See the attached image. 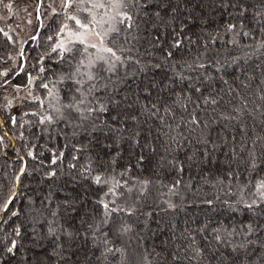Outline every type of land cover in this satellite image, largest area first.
Masks as SVG:
<instances>
[{
  "label": "snow or ice",
  "instance_id": "snow-or-ice-1",
  "mask_svg": "<svg viewBox=\"0 0 264 264\" xmlns=\"http://www.w3.org/2000/svg\"><path fill=\"white\" fill-rule=\"evenodd\" d=\"M0 4H4V0H0ZM4 7L11 9L12 5L8 3ZM42 8L45 12L50 10L51 17H64L55 38L49 35L47 39L53 42L51 52L57 54L58 62L69 64L71 70L58 77L57 82L66 85L63 97L59 90L44 82V77L25 73L23 45L17 54L21 61L19 71H0V89L4 91L0 96V112L7 115L6 120H0V129H5L0 134V152L7 157L5 149L11 146L20 161L9 186L10 194L0 201V213L5 214L0 217V264H12V261L45 264L46 260L53 259L52 255L41 259L38 255L27 254L33 248L44 249L45 242L54 244L52 251L56 264H93V256L87 252L82 260L79 258L78 245H87L89 241L100 253L94 256L99 264H111V261L146 264L148 256L138 248L117 246L113 239L132 231L131 226L123 222L121 214L132 216L137 211L135 205L126 207L118 200L125 192L131 194L134 191L138 193V200L153 184L152 180H138L140 187L136 188L135 184L128 186L127 179H117V176H127L133 167L129 163L122 172H116L125 145L135 155L137 167L143 164L147 152L158 157L159 168L171 169L176 174L171 185L156 182L179 197L180 203L166 200V208L161 209L173 216L184 211L186 206L179 192L182 185L192 192L193 199H199L194 184L183 183L185 174L191 181L195 169L196 174L212 187L231 188L233 181H240V169L243 168L245 182L241 191L250 190L251 199L241 197L238 203L251 215L235 225L220 222L212 226L205 222L193 228L186 224L178 235L175 224L170 223L175 240L171 249H165L164 264H264V176L260 175L264 172V68L256 65L260 73L258 79L247 74L240 57L222 63L211 53L210 47L217 44L222 29L229 39L220 41L221 44L253 48L254 51L264 49V0H36L37 20L41 18ZM213 15L219 19L213 21ZM212 24H216L215 34L208 30ZM0 35L9 44L17 43L4 28H0ZM240 36L253 39L255 45L241 46L237 39ZM30 39L38 40V35ZM197 45L203 51L193 52ZM177 51L191 54V62L176 61L174 53ZM50 56L45 53L37 60L40 73L46 71L44 60ZM244 57L251 58L248 52ZM130 65L137 66V73L142 75L125 71L123 76H118L119 69ZM233 65L246 79L237 83V77L229 83L224 78L227 68ZM209 69L220 74L219 81L224 87H213L217 77ZM158 71L163 72L159 80L155 78ZM20 73L27 76V82L12 84L11 78ZM113 77L118 78L114 80ZM129 79L135 88L128 83ZM37 80L39 84H36ZM9 87L15 93L24 92V95L10 98L7 95ZM34 87L44 89L46 95L42 98L35 94ZM122 87L128 94H121ZM116 95L121 98L116 99ZM53 100L55 104L51 103ZM33 107L36 110L25 111ZM14 108L19 109L18 115L12 114ZM49 109L56 115L53 116ZM23 117H37L36 126L43 133L48 132V127L39 126H51L61 121L90 134L99 132L103 140L99 136L93 140L110 159L104 162L103 156L98 154L88 156L79 166L69 163L70 179L62 181L63 171L58 175L57 168L52 166L63 161V152H53L45 164L40 159L43 153H36L35 144L22 145L23 155L14 144H5L9 126L22 129L15 139H25L23 129L31 121ZM74 151L84 153L87 146L74 147ZM26 157L36 161V171L51 183L39 201L41 208L35 209L30 219V224H40V228L22 231V226L13 219L22 214L16 204L31 206L36 203L32 196L20 191L21 178L33 174L28 170ZM80 159L79 155L72 156L73 161ZM46 167L48 170L44 171ZM210 175L216 176L214 183L208 181ZM80 180H90L92 185L106 191L96 199L91 198L87 190L68 193V184ZM61 194H66L65 199L58 201L56 208L66 213H79L82 231L60 227L57 211H50L51 221L39 219L43 210H49ZM19 197H23V201ZM89 202L100 208L98 214L94 208L87 207ZM201 202L209 207L214 203L212 199ZM187 203L191 204V201ZM223 203L232 207L227 200ZM44 225H47L46 231ZM6 227L11 231H6ZM25 238L30 245L28 248L23 244Z\"/></svg>",
  "mask_w": 264,
  "mask_h": 264
},
{
  "label": "trees",
  "instance_id": "trees-1",
  "mask_svg": "<svg viewBox=\"0 0 264 264\" xmlns=\"http://www.w3.org/2000/svg\"><path fill=\"white\" fill-rule=\"evenodd\" d=\"M23 1V0H22ZM31 1V0H30ZM36 3V0H34ZM62 16L51 17L47 21V23L40 29L38 40L34 42H28L29 45L25 48V73H31L34 77L42 76L44 77V82L49 83L50 87H54L55 90H59V95L61 97L64 96V89L66 87L65 84L58 83V77L61 74L68 73L71 70V66L66 63L58 62L59 57L56 53L51 52L52 41H49L47 37L52 35L55 38V33L58 31L59 26L61 24ZM219 18L216 15L212 16L213 21H217ZM12 21L10 18L7 22ZM222 22V21H221ZM37 23V22H35ZM4 25V26H5ZM3 26V28H4ZM216 24H212L209 27V32L215 34ZM38 29H33L31 36L35 35ZM195 31L199 32V29H195ZM30 36V37H31ZM219 39L216 45H212L211 53L217 55V57L221 60L222 63L230 62L233 57H240L241 64L247 70V74L255 75L258 79L260 78V73L256 70V65L260 64L261 68H264V49L254 51L253 48H244V47H235L231 44H221L220 41H226L229 39V36L224 34V31L221 29L218 33ZM208 39V37H205ZM239 44L241 46L244 45H255V41L251 38H245L243 36L237 37ZM13 50L12 45L6 42L5 38L0 35V69L5 66L6 70H12V72H16L19 70L20 59L18 57L17 65H11L9 60L7 59V54L5 52H9ZM197 50L203 51L199 45L193 47V52ZM248 52L250 55V59L244 57V53ZM14 53V52H13ZM12 53V54H13ZM45 53H50V58H46L44 60V67L46 71L44 73L39 72L40 65L37 64V60L43 56ZM175 59L178 62L183 63L184 60H188L191 62L192 56L191 54L185 51H177L174 53ZM245 60L247 62L245 63ZM6 61V62H5ZM35 65V67H33ZM128 71L131 73H137V66L130 65L128 68H121L118 70V76H123V73ZM209 72L217 77L216 82L213 84L215 88H222L224 85L219 81V73H216L214 69H209ZM137 75H142L137 73ZM163 76V72H156L155 78L157 80L161 79ZM239 77V79H237ZM11 78V77H10ZM118 77H113V79H117ZM225 79L231 83L234 79H237V83L240 80L246 79L245 75H242L238 70L237 66L233 65L230 68H227V73L224 76ZM12 79V84H25L27 82V76L24 73H20V75L15 76ZM40 81L37 80L36 84H39ZM129 84H132V87L135 88L132 80L129 79ZM120 87L119 85H117ZM253 90H255V82H253ZM35 94L40 95L42 98L46 95L45 90L42 88H33ZM7 95L9 97L18 95V93L13 92L12 88L9 87L7 90ZM22 93V92H20ZM4 94V91L0 89V96ZM121 94H128L126 88H121ZM121 95H116V99H120ZM103 99V97H102ZM227 99V97L225 98ZM49 101H46L48 103ZM52 103V101H51ZM35 107L29 109L26 108L25 111H34ZM49 112L55 116L56 114L49 109ZM12 114H19V109L14 108L12 110ZM7 115L3 112H0V120H6ZM24 120H30L31 124L26 125L25 129H23L25 134L24 140L15 139L16 135L22 129L12 128L9 126V137L5 138V144L15 145V149L20 150V154H24V148L22 145L24 144H35L37 147L35 149L36 153H43L40 159L45 161L47 164L51 157L52 153H60L63 152V161H58V166L53 165L52 167L57 168L58 175H60L61 170L64 175L62 176V181L69 180V163H75L79 166V164L84 163L85 159L88 156L95 157L98 154L103 156V161L106 162L110 159L109 156L105 155L100 151V146L95 143L93 137L99 136L101 140H103V135L99 132L89 133L79 128H73L66 125L64 122H57L51 126H39V128L48 127V132L43 133L38 130L36 126L37 117H23ZM30 129V131L28 130ZM0 134H3V130L0 129ZM11 141H10V139ZM87 146V151L84 153H77L74 151L75 148H81ZM125 151L123 154V158L118 160L116 165V172H122L125 167L128 166L129 163L133 165L131 171L127 174V176L119 177L117 179H127L129 184L128 186H132L135 184L136 188H139L138 180H152L153 184L148 186V192L144 197H140L137 200L138 193L134 191L131 194L125 192V196L121 197L118 200V203L124 204L126 207H131L133 205L136 206L137 211L134 215L128 216L126 214H121L123 222L129 224L132 228V231L127 235L122 236L118 239H115L117 246L123 245H132L133 247L138 248L144 255L148 256V261L146 264H164L162 257L166 255L165 249H171L173 247V243L175 237L173 236V228L170 227V223L175 224V232L177 235L180 231H182L185 225H189L190 227H196L205 222H210L212 226L223 222L224 224H237L239 221H244L251 215L247 210L243 208L240 201L241 197L244 200L251 199L250 190L245 189L243 192L241 191V187L245 182V177L243 175V168L241 167L240 173V181H233L231 188L223 187L221 188L219 185L216 187H212L210 183H205L204 180L200 178L196 174V170L194 169L191 173L192 180L189 181V175H184L183 183H193L195 188L197 189L196 196L199 199H193V194L188 189L184 188L183 185L179 189L180 195L185 199V207L184 211H180L173 216V214L168 212H163L161 209L166 208V204L164 201L171 200L176 203H180L179 197L172 195L169 193L167 187H163L160 184L156 183L157 181H162L164 185H171L176 179V174L168 168H159L157 166L158 157L150 156L147 152H145V160L143 164L139 167L136 166V158L129 150L127 145L124 146ZM7 152V157L4 156V152H0V201L6 198L9 192V186L12 181V177L14 171H17L20 166V161L16 159V151L10 146L5 149ZM79 155L81 159L79 161H73L72 156ZM131 157V159H130ZM181 158L183 155L181 154ZM28 160V170L33 174L31 176L22 177V185L20 188L21 192L27 193L32 196L33 200L36 201L34 205L29 206L27 203H18L16 207L22 209V214L19 218H13L16 224H20L22 226V231L24 228L36 227L40 228V224H30L31 215L34 214L35 209L41 208L39 203L41 197L45 196L48 192V186L51 183L50 181L43 179L42 173L36 171L35 165L36 161H32L30 158L26 157ZM46 167L44 171H47ZM218 175H223V173H219ZM260 175L264 176V172H261ZM251 178V177H249ZM216 176L210 175L208 177V181L214 183ZM227 184V181H226ZM87 190L88 195L93 198H99L103 195V192L106 189H100L95 185L91 184L90 180H80L79 183H69L67 186V192L78 194L80 192H84ZM119 191H124V189H120ZM66 194L58 195L57 199L53 201V203L49 206V210H43V215L39 217L41 221L47 218L49 221L53 220V217L50 215V211L58 212V223L60 227L67 228L72 231L83 230L81 226V222L79 219V213H66L63 209H57L56 203L58 201H62L65 199ZM216 197H219L217 200ZM203 199H212L214 201L213 205L209 207L206 204H203L201 201ZM19 200L23 201V197H19ZM227 200L232 207H229L227 204H224L223 201ZM191 201V204L187 202ZM87 207L94 208L97 214L100 212V208L89 202ZM233 208L235 211H233ZM151 212L152 215L148 216L147 213ZM5 216V214H4ZM3 216V217H4ZM6 218V217H5ZM91 222V221H89ZM119 223V221H118ZM86 226V225H85ZM47 225H44V230L46 231ZM6 231H11L10 227H6ZM111 236V233H110ZM142 238V240H141ZM63 240V235L61 236ZM178 242V241H177ZM23 244L25 248L30 247L28 240L25 238L23 240ZM46 246L44 249H35L33 248L31 252L27 254L38 255L41 259L45 256L52 255L53 259L51 261H45V264H56L55 254L53 253V243L45 242ZM80 248L79 258L82 260L84 257V253L87 252L89 256H93V264H99V262L95 261L94 256H98L99 251L92 245L89 241L87 245H78ZM144 249H147L144 252ZM154 249V251H153ZM156 254H159L157 256ZM19 258V257H18ZM77 257H73L76 259ZM5 259H8L7 256ZM111 261V258H109ZM12 264H16L15 261H12ZM111 264H116V261H111Z\"/></svg>",
  "mask_w": 264,
  "mask_h": 264
},
{
  "label": "rangeland",
  "instance_id": "rangeland-1",
  "mask_svg": "<svg viewBox=\"0 0 264 264\" xmlns=\"http://www.w3.org/2000/svg\"><path fill=\"white\" fill-rule=\"evenodd\" d=\"M59 2V0H57ZM11 3V9H7L4 7V4ZM4 4H0V28H3L5 24H7L8 20L12 18V21L8 23V25L4 26L5 31H8L10 35L13 36L14 40L17 41L15 45H12L13 50L7 54V59L11 65H17L18 63V51L24 41L30 38L33 29H40L47 23L50 16V10L45 12V10L41 9V18L40 21L36 19V11H35V1L34 0H4ZM71 11V10H69ZM31 21V23H29ZM37 22V23H35ZM64 22V17L62 16L61 23ZM71 25L72 22L68 21ZM41 25H43L41 27ZM37 30V31H38ZM29 45V43H28ZM27 45V46H28ZM53 45V43H52ZM90 51H93L90 49ZM14 52V53H13ZM13 53V54H12ZM11 57V59H9ZM5 66L1 67L0 71H5ZM54 88V87H53ZM55 90V88H54ZM8 93V92H7ZM9 95V94H8ZM19 96H23L24 92L18 93ZM53 104L56 102L53 100Z\"/></svg>",
  "mask_w": 264,
  "mask_h": 264
},
{
  "label": "water",
  "instance_id": "water-1",
  "mask_svg": "<svg viewBox=\"0 0 264 264\" xmlns=\"http://www.w3.org/2000/svg\"><path fill=\"white\" fill-rule=\"evenodd\" d=\"M38 21H40V20H38ZM35 35H39V30L36 32V34ZM26 41H28V42H34L35 40H31L30 38L29 39H27ZM28 44V43H27ZM27 44H22L23 45V47H24V50H25V48H26V46H27ZM19 71V70H18ZM15 77V76H14ZM3 131L5 130V129H2ZM10 139V138H9ZM10 141H11V139H10ZM4 216V214L3 213H0V217H3Z\"/></svg>",
  "mask_w": 264,
  "mask_h": 264
}]
</instances>
